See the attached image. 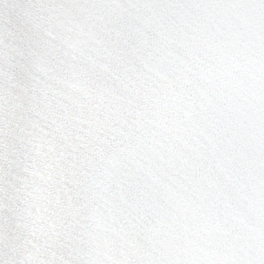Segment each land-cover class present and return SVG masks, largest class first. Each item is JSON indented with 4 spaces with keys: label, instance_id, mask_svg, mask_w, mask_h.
<instances>
[{
    "label": "snow or ice",
    "instance_id": "6c2138e0",
    "mask_svg": "<svg viewBox=\"0 0 264 264\" xmlns=\"http://www.w3.org/2000/svg\"><path fill=\"white\" fill-rule=\"evenodd\" d=\"M0 264H264V0H0Z\"/></svg>",
    "mask_w": 264,
    "mask_h": 264
}]
</instances>
